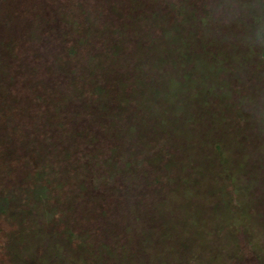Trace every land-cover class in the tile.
<instances>
[{"label":"rangeland","instance_id":"obj_1","mask_svg":"<svg viewBox=\"0 0 264 264\" xmlns=\"http://www.w3.org/2000/svg\"><path fill=\"white\" fill-rule=\"evenodd\" d=\"M2 204L0 264H264V0H0Z\"/></svg>","mask_w":264,"mask_h":264},{"label":"trees","instance_id":"obj_2","mask_svg":"<svg viewBox=\"0 0 264 264\" xmlns=\"http://www.w3.org/2000/svg\"><path fill=\"white\" fill-rule=\"evenodd\" d=\"M166 8H169L171 5L168 1L164 4ZM179 6L175 4L173 10L178 9ZM114 10L118 13L117 15L121 17V12L116 10V7H113ZM64 10V8H62ZM52 16L47 18L46 20H41L40 24L36 26V32L40 35V44L49 48V52L56 55L58 57L57 65L59 67L58 73H53L57 78L62 80L63 78L67 79L71 75V61L74 57L77 49V45L82 38L89 35L88 29H86V33L83 27V21L87 20L90 23V18L81 17L83 15V11L80 16L73 17V13L71 15H65L66 13H62L59 11H52ZM82 20V22H79ZM91 25V24H89ZM12 29V28H11ZM44 35V36H42ZM50 43H53L52 45ZM53 46V47H52ZM4 211V205H0V212Z\"/></svg>","mask_w":264,"mask_h":264}]
</instances>
